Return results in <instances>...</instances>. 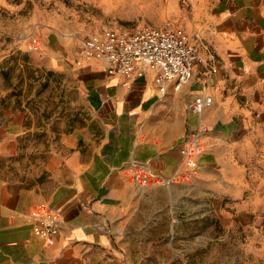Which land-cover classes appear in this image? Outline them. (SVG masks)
<instances>
[{"label":"crops","instance_id":"0c3cea01","mask_svg":"<svg viewBox=\"0 0 264 264\" xmlns=\"http://www.w3.org/2000/svg\"><path fill=\"white\" fill-rule=\"evenodd\" d=\"M10 1L0 0V8L15 11ZM186 1L181 25L200 61L178 90L168 84L159 92L150 71L124 83L103 60L82 56L79 44L72 52L61 32L46 33L54 46L49 60L68 61L91 116L63 135L41 182L3 175L22 123L0 92V264H78L89 247L110 241L129 194L152 176L228 193L245 180L247 163L264 160V0ZM3 32L33 45L27 24ZM198 96L211 102L195 114L188 106ZM47 212L60 224L45 241L32 228Z\"/></svg>","mask_w":264,"mask_h":264},{"label":"rangeland","instance_id":"374dc122","mask_svg":"<svg viewBox=\"0 0 264 264\" xmlns=\"http://www.w3.org/2000/svg\"><path fill=\"white\" fill-rule=\"evenodd\" d=\"M9 5L15 11L0 8V92L19 112L22 130L17 153L3 162V175L29 185L45 179L63 135L91 116L68 61L49 60L54 46L46 33L61 32L75 52L82 38L106 28H184L179 11L187 1L11 0ZM26 24L33 28V45H22L24 35L3 32ZM246 167L245 180L228 193L203 194L200 187L152 176L129 194L113 219L110 241L89 247L78 264H264V160L257 157Z\"/></svg>","mask_w":264,"mask_h":264},{"label":"built area","instance_id":"2783aa9c","mask_svg":"<svg viewBox=\"0 0 264 264\" xmlns=\"http://www.w3.org/2000/svg\"><path fill=\"white\" fill-rule=\"evenodd\" d=\"M79 52L86 58L103 60L107 74L123 76L124 83L144 77L150 71L161 93L168 84H172L174 90L180 89L191 79L193 66L200 61L193 37L183 28L148 24L91 33L79 41ZM210 102V96H198L188 107L191 112L200 114ZM59 224V217L47 212L33 225L32 231L48 241L59 232Z\"/></svg>","mask_w":264,"mask_h":264},{"label":"bare ground","instance_id":"6f19581e","mask_svg":"<svg viewBox=\"0 0 264 264\" xmlns=\"http://www.w3.org/2000/svg\"><path fill=\"white\" fill-rule=\"evenodd\" d=\"M151 173V172H150ZM153 175V173H151Z\"/></svg>","mask_w":264,"mask_h":264}]
</instances>
